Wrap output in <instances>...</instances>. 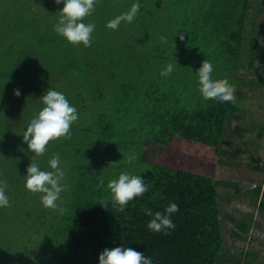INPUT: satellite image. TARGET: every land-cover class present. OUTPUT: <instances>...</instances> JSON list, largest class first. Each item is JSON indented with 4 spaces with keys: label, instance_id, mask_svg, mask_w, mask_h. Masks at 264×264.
Segmentation results:
<instances>
[{
    "label": "trees",
    "instance_id": "1",
    "mask_svg": "<svg viewBox=\"0 0 264 264\" xmlns=\"http://www.w3.org/2000/svg\"><path fill=\"white\" fill-rule=\"evenodd\" d=\"M41 1L13 0V14L0 11V119L2 131L8 123L23 142L27 129L20 127L27 126V115L19 111L29 98L42 106L40 97L52 88L77 108L71 138L50 141L36 157L41 170L52 171L48 162L59 153L60 167L70 172L57 201L65 211L45 208L42 194L26 189L34 153L0 157V181H7L11 202L0 208V264H99L100 253L115 247L133 248L153 264L239 263L223 253L216 174L225 164L224 146L231 145L224 137L228 122L240 120V107L237 99L204 100L196 72L207 56L216 78L236 88L264 86V75L254 68L257 59L264 65V0L257 5L254 0H97L83 21L96 25L91 47L73 46L58 35L54 26L64 5L50 0L44 13ZM134 3L141 8L131 24L107 28ZM169 5L175 12L166 18ZM174 61L175 71L161 77ZM241 68L244 76L238 74ZM15 113L19 119L11 116ZM118 113L129 121L119 120ZM242 130L236 126L234 132ZM128 153L138 159L129 164L123 160ZM121 172L141 176L149 189L123 212L107 189ZM256 192L254 201L264 212L259 187ZM105 197L107 209L100 206ZM171 203L179 205L171 216L175 230L167 235L149 230L151 217L142 208L164 213ZM244 222L234 232L238 239L250 229Z\"/></svg>",
    "mask_w": 264,
    "mask_h": 264
},
{
    "label": "clouds",
    "instance_id": "2",
    "mask_svg": "<svg viewBox=\"0 0 264 264\" xmlns=\"http://www.w3.org/2000/svg\"><path fill=\"white\" fill-rule=\"evenodd\" d=\"M97 0H55L57 5L63 4L64 7L57 14L59 21L54 26L55 32L66 38L73 46L83 44L84 47H91L92 33L95 30V23H84V19L90 16L94 11ZM141 5L134 3L130 10L116 16L107 23V28L117 30L122 22L131 24L140 11ZM179 39L183 41L185 36L178 34ZM177 35V36H178ZM162 44H167L168 39L162 35L160 37ZM174 43V42H173ZM175 46V44H174ZM176 47V46H175ZM177 65L168 63L160 71L163 78L169 77L176 69ZM254 68L264 75V65H261L257 59ZM198 91L204 100H217L221 103H235L236 86L230 83L228 79H218L215 76V67L211 59H205L201 67L197 70ZM14 95L19 97L20 91L14 90ZM43 107L38 114L31 119L27 125V130L23 133V142L28 145V149L35 155L32 162L27 167L25 176V187L32 193L42 194L40 200L45 208L59 210L61 213L65 209L60 208L57 201L60 200L61 193L67 190L66 185L62 183L65 176L64 170L60 167L59 153L53 154L49 160V167L52 171H43L36 161V157L43 155L50 141L71 138V125L79 119L78 110L70 105L66 96L52 88L46 91L39 100ZM135 153L123 154V160L129 164L137 160ZM113 164L110 163L109 166ZM7 181H0V208L11 207L9 197L6 195ZM103 178H100V187H103ZM110 191V199L117 211L123 212L130 201L136 197H141L148 192V186L145 180L138 175H132L128 172H121L118 179H111L107 184ZM109 197L101 200L100 206L107 209ZM145 215L151 217L147 228L153 232H163L169 234V230H175L171 216L179 211L177 203H171L164 213L159 211L153 213L151 208L143 207ZM99 264H153L151 257L138 252L130 247H115L104 249L99 255Z\"/></svg>",
    "mask_w": 264,
    "mask_h": 264
},
{
    "label": "rangeland",
    "instance_id": "3",
    "mask_svg": "<svg viewBox=\"0 0 264 264\" xmlns=\"http://www.w3.org/2000/svg\"><path fill=\"white\" fill-rule=\"evenodd\" d=\"M49 1L42 0L38 9L47 12ZM259 2L260 0H254V5ZM26 4L27 2H24L22 5ZM53 4L56 5L54 0ZM16 7L17 4L13 0H0V11L13 14ZM178 10L180 11V8ZM168 12L166 18L175 12V8L169 5ZM249 29L253 33L252 26ZM256 44L254 37L253 47ZM241 69L238 74L244 76V69ZM239 92L242 94L240 95ZM235 96L241 118L231 119L228 122L224 137L231 142V145L224 146L225 164L218 168L216 174L224 230L223 253L225 258L231 256L234 259L238 258L240 262L237 264H264V212L258 209L253 197L259 187L264 198V86L255 83L239 86L236 88ZM34 103V99L29 98L26 105L24 104L25 107L19 111L22 116L27 115V125L43 107ZM19 114L15 113L11 116L19 119ZM111 116L112 114H109L107 119ZM118 116L122 122L129 121L126 115L118 113ZM2 126L0 119V157L20 158L27 155L30 151L28 145L20 141L19 137L17 139L16 134L10 131L8 123L5 124L4 131ZM236 126L243 129L240 134L234 132ZM26 128L27 126L20 127L22 131ZM237 150L241 151L240 154L233 156ZM62 169L68 176L70 172L64 165ZM243 221L250 222V229L247 233L241 234L242 239H238L234 232L239 231L238 224ZM220 264H236V262L226 259Z\"/></svg>",
    "mask_w": 264,
    "mask_h": 264
}]
</instances>
